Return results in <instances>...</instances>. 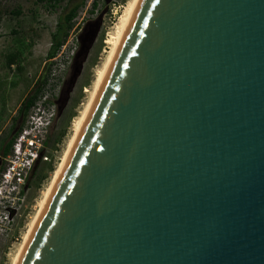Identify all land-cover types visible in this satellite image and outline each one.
<instances>
[{"label": "water", "instance_id": "1", "mask_svg": "<svg viewBox=\"0 0 264 264\" xmlns=\"http://www.w3.org/2000/svg\"><path fill=\"white\" fill-rule=\"evenodd\" d=\"M19 264H264V0H139Z\"/></svg>", "mask_w": 264, "mask_h": 264}, {"label": "rangeland", "instance_id": "2", "mask_svg": "<svg viewBox=\"0 0 264 264\" xmlns=\"http://www.w3.org/2000/svg\"><path fill=\"white\" fill-rule=\"evenodd\" d=\"M107 1L106 4V0H84L72 21L67 39L55 57L48 59L51 36L56 31L59 18L69 8L81 4L82 0H0V139L23 101L43 78L47 83L41 98L37 99L54 102L57 110L44 153L46 160L38 163L35 176L29 181L30 190L22 201L12 205L10 212L4 214L9 222H6V232L0 237V264H12L29 224L37 214L39 203L72 135V123L87 103L95 71L106 58L108 35L113 32L128 0ZM99 20L102 22L99 33L66 102L76 67L74 57L80 50L84 34L89 38L93 31L92 27L83 34V29ZM88 44V40L84 42L83 50ZM84 55L83 51L78 61ZM10 57L14 58L11 65Z\"/></svg>", "mask_w": 264, "mask_h": 264}, {"label": "built area", "instance_id": "3", "mask_svg": "<svg viewBox=\"0 0 264 264\" xmlns=\"http://www.w3.org/2000/svg\"><path fill=\"white\" fill-rule=\"evenodd\" d=\"M55 106L54 102L49 103L45 98L35 101L13 138L10 152L3 159L0 204L7 214L12 205L22 201L26 194L24 188L29 184L35 166L46 160L44 153L48 148L49 132L57 116ZM3 219L9 222L5 216Z\"/></svg>", "mask_w": 264, "mask_h": 264}, {"label": "bare ground", "instance_id": "4", "mask_svg": "<svg viewBox=\"0 0 264 264\" xmlns=\"http://www.w3.org/2000/svg\"><path fill=\"white\" fill-rule=\"evenodd\" d=\"M139 0H128L127 4L125 5L121 15L119 16L118 22L113 29V32L108 35V38L106 40V45H107V51H105L106 58L101 66H99L96 71H95V80L92 83V88L89 91V97L88 101L85 104L82 112L79 114V116L73 121L72 123V135L70 139H68L67 147L65 150V153L63 157L61 158L58 166L56 167L53 176H52V181L49 187L47 188L46 192L43 195L42 200L39 203L37 214L31 221V223L28 226L27 233L25 234L23 241L12 261V264H19L20 259L25 251V248L30 240V237L38 223V220L46 206V203L55 187V184L68 160V157L82 131V128L91 112V109L94 105V102L97 98V95L101 89V86L104 82V79L107 75V72L111 66V63L114 59V56L117 52V49L120 45V42L123 38V35L126 31V28L131 20V17L137 7Z\"/></svg>", "mask_w": 264, "mask_h": 264}, {"label": "trees", "instance_id": "5", "mask_svg": "<svg viewBox=\"0 0 264 264\" xmlns=\"http://www.w3.org/2000/svg\"><path fill=\"white\" fill-rule=\"evenodd\" d=\"M43 0H36V2H42ZM57 0H55L56 2ZM84 0H82V3L79 5H74L73 7L69 8L68 12H66L61 18H59V21L57 23V28L55 33L52 34L51 36V46L50 49L47 53V58L52 59L55 57L56 53L59 51L61 46L63 45L64 41L67 39L69 30L72 28V21L77 15V10L78 8L83 4ZM9 64H13L14 58L10 57L8 59ZM47 83V79L43 78L39 80L36 85L35 89L29 94V96L23 101L21 104V107L19 109L21 113V118H20V124L17 132L23 125V122L27 116L28 111L30 110L31 106L35 103L37 98L40 97V94L42 93V89ZM16 132V133H17ZM16 133L13 135V137L10 139L8 145L6 146L5 151L2 153V158H5L8 153L10 152L12 141ZM49 141V139H48ZM47 141V142H48ZM36 170V169H35ZM35 176V171L33 173V177Z\"/></svg>", "mask_w": 264, "mask_h": 264}, {"label": "flooded vegetation", "instance_id": "6", "mask_svg": "<svg viewBox=\"0 0 264 264\" xmlns=\"http://www.w3.org/2000/svg\"><path fill=\"white\" fill-rule=\"evenodd\" d=\"M101 21L99 20V22H96V24H87L85 26V28L83 29V34L85 31H87L89 28H92L93 27V31L96 29V26L99 24V30H100V26H101ZM99 30H98V33H99ZM98 35V34H97ZM84 37L81 42H80V50L77 52V54L75 55L74 57V63L76 65V67H78V65L80 64V61H78V59L81 57L82 55V52L81 49H83V45H84V42H86L87 40H89V38L87 37L86 38V35L84 34ZM71 88V87H70ZM20 118H21V113L20 111L15 115V117L13 118V120L10 121L8 127H7V130H6V133L4 134V136L0 139V159L2 160V163L0 165V172L2 170V167H3V159L2 158V153L5 151L6 149V146L8 145L10 139L13 137V135L15 134V130L17 128V126L19 125V122H20ZM32 179H33V176H32ZM30 184V182H29ZM28 184V188L25 190L26 192H28L30 190V185Z\"/></svg>", "mask_w": 264, "mask_h": 264}, {"label": "clouds", "instance_id": "7", "mask_svg": "<svg viewBox=\"0 0 264 264\" xmlns=\"http://www.w3.org/2000/svg\"><path fill=\"white\" fill-rule=\"evenodd\" d=\"M5 212L3 205L0 204V237L6 232L8 226V223L3 219Z\"/></svg>", "mask_w": 264, "mask_h": 264}]
</instances>
